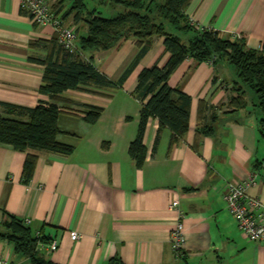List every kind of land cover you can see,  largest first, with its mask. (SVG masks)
<instances>
[{
	"label": "crops",
	"instance_id": "crops-1",
	"mask_svg": "<svg viewBox=\"0 0 264 264\" xmlns=\"http://www.w3.org/2000/svg\"><path fill=\"white\" fill-rule=\"evenodd\" d=\"M24 12L21 0H0V101L34 107L49 100L40 93L44 67L30 59L48 51L34 42L51 40L56 32ZM186 13L197 25L244 37L250 48L263 44L264 0H192ZM85 33L81 25L77 40ZM78 41L76 50L86 59L93 57L113 82L122 78L140 50L134 39L103 51L81 50ZM169 58L164 37L158 36L119 88L87 85L89 90L66 92L75 109L92 103L104 111L94 124L80 114L62 112L59 140L75 149L69 155L36 150L29 183L22 179L27 154L0 144V219L7 211L29 219L34 234L58 238L57 251H44L57 264H110L114 258L125 264H264V243L245 235L224 198L228 181L256 174L257 184L248 193L264 202L260 114H249L250 108L231 113L221 106L235 94L231 65L193 58L181 64L169 83L192 97L189 130L171 146L172 130L164 128L155 148L160 123L153 117L145 135L148 155L143 166L129 154L143 105L133 95L139 74L158 62L163 66ZM202 101L216 106L217 115L212 132L201 137L196 150ZM175 198L185 212L181 254L172 243L177 214L170 203ZM73 231L81 234L79 240L72 239ZM0 258L26 263L3 239Z\"/></svg>",
	"mask_w": 264,
	"mask_h": 264
},
{
	"label": "trees",
	"instance_id": "trees-1",
	"mask_svg": "<svg viewBox=\"0 0 264 264\" xmlns=\"http://www.w3.org/2000/svg\"><path fill=\"white\" fill-rule=\"evenodd\" d=\"M51 1L53 11L64 25H68L67 22L72 19L77 26V34L81 25L86 29V33L79 36L81 50H109L127 39H134L140 50L122 78L113 82L97 67L93 57L86 59L78 50L66 49L60 43L57 32L51 40L34 42L48 51L43 57L30 59L44 67L40 93L49 100H42L34 107L0 101V144L27 154L22 172L25 183H29L34 175L38 160L36 150L62 155L74 151L73 144L59 140L62 112L80 114L87 123L94 124L104 111V106L92 103H81L82 108L75 109L76 102L68 98L66 92L89 90L85 88L87 85L111 90L119 88L158 36L164 37L170 58L163 66L158 62L144 68L133 92L143 104L138 133L129 146V154L138 166H143L147 159L145 135L151 118L157 117L160 123L155 148L164 128L172 130L171 146L180 142L189 130L192 97L169 83L173 72L188 58L214 65L220 62L231 65L236 72L232 83L235 94L221 106L232 107L230 112L235 113L252 105L249 114H260L259 126L264 130V41L260 49H253L248 47L244 37L224 36L214 28L195 27L186 13L192 0ZM90 1L95 3L93 9L90 8ZM102 6L112 7L115 12L106 16L99 9ZM183 31L196 35L186 43L179 34ZM216 109V106L203 101L200 104L196 150H199L201 137L213 130ZM3 215L0 219V239L7 240L14 252L24 258L25 264H57L45 255V250L40 246L41 243L49 244V238L34 234L30 225L20 217L7 211H3ZM110 264L125 263L120 258H114Z\"/></svg>",
	"mask_w": 264,
	"mask_h": 264
},
{
	"label": "built area",
	"instance_id": "built-area-1",
	"mask_svg": "<svg viewBox=\"0 0 264 264\" xmlns=\"http://www.w3.org/2000/svg\"><path fill=\"white\" fill-rule=\"evenodd\" d=\"M22 8L29 13L32 20L40 25H51L59 35L60 43L68 50H76V28L64 25L53 11L51 0H21ZM193 23V22H192ZM193 25L199 29L212 28L210 26ZM257 184V175L253 174L247 179L231 180L226 184L224 198L229 211L234 215L239 227L245 235L255 241L264 243V202L256 196L248 193V189ZM170 210L177 214V222L172 230L173 248L177 254H181L186 245V231L184 228L185 212L182 210L179 199H172ZM27 224L29 219H25ZM2 222L0 221V224ZM38 236H43L41 232ZM73 240L81 238L78 231L71 232ZM41 249L54 253L59 249L60 241L52 238L49 244H40ZM0 264H11L10 260L0 258Z\"/></svg>",
	"mask_w": 264,
	"mask_h": 264
},
{
	"label": "rangeland",
	"instance_id": "rangeland-1",
	"mask_svg": "<svg viewBox=\"0 0 264 264\" xmlns=\"http://www.w3.org/2000/svg\"><path fill=\"white\" fill-rule=\"evenodd\" d=\"M95 3H93V2H91L90 1V8L91 9H93V5H94ZM109 7L108 6H102V7H100L99 9L104 13V15H106V16H108L109 14L110 15H112L113 13L112 12H114V11H112V9H108ZM109 11H111V13H109ZM68 23V25L67 26H71V27H74L75 26V28L77 27L75 24H73V20L71 19L69 22H67ZM180 35H182V37H183V41L184 42H186L187 43V41H189L191 38H193L195 35H196V33H194V32H189V31H183V32H180L179 33ZM78 35V34H77ZM224 36H227V35H225L224 34ZM78 39V38H77ZM78 41V40H77ZM77 41H76V43H77ZM227 108H229V107H227ZM247 108H250L251 110L253 109V107H252V105H249V107H247ZM246 108V109H247ZM230 110L231 109H233L232 107H230L229 108Z\"/></svg>",
	"mask_w": 264,
	"mask_h": 264
}]
</instances>
